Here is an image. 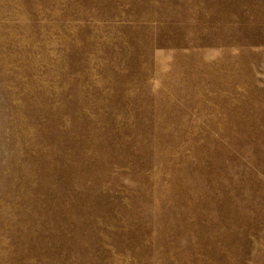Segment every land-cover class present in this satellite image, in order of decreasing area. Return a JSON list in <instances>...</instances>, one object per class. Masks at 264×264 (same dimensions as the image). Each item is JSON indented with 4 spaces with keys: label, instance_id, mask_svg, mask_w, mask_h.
<instances>
[{
    "label": "rangeland",
    "instance_id": "rangeland-1",
    "mask_svg": "<svg viewBox=\"0 0 264 264\" xmlns=\"http://www.w3.org/2000/svg\"><path fill=\"white\" fill-rule=\"evenodd\" d=\"M0 264H264V0H0Z\"/></svg>",
    "mask_w": 264,
    "mask_h": 264
}]
</instances>
